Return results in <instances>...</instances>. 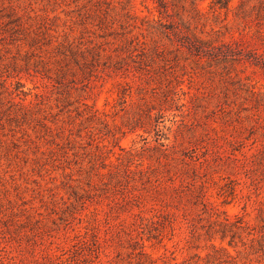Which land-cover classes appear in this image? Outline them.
<instances>
[{
    "label": "rangeland",
    "instance_id": "rangeland-1",
    "mask_svg": "<svg viewBox=\"0 0 264 264\" xmlns=\"http://www.w3.org/2000/svg\"><path fill=\"white\" fill-rule=\"evenodd\" d=\"M211 1L0 0V83L5 80L8 92L0 99L8 97L18 104L0 100V241L5 246H0L5 250H0V264H6L1 257L5 254L11 264H55L60 259V264H69L74 253L58 250L53 241L69 242L72 227L95 218L104 230L109 198L97 193L108 188L101 182L121 160L132 171L148 169L149 177L120 176L109 196L141 191L144 214L152 215L167 174L162 145H175L167 150L171 154H195L198 167L202 161L206 196L216 204L217 215L198 216L182 206L174 209L178 214L173 231L154 223L150 240L147 230L140 234L145 255L127 242L115 248V240L92 247L93 253L110 261L107 264H149V256L155 264H264V160L246 163L239 151L229 154L227 140L251 137V118L258 126L255 134H264V71L246 60L228 68L214 60L195 61L185 48L174 52L162 36L166 46L153 55L150 74L139 76L144 71L141 48H150L159 37L149 28L152 19H160L161 29L169 32L173 26L184 34L189 25L203 38L241 41L243 51L255 48L264 58V27L253 20L234 27L241 0H230L227 11L214 10ZM258 1L249 0L250 5ZM10 13L19 19L10 22ZM69 42L73 50L99 52L95 71L84 75L81 69H87L63 59ZM228 75L244 82L248 78L255 94L238 89V99L224 101L225 88L237 86V78ZM144 94L153 107L150 119L140 111L145 109ZM229 95L234 97L231 91ZM159 107L164 111L160 116ZM139 113L145 118L139 120ZM235 145L254 151L250 140L245 146ZM228 156L234 158L233 172L222 166L230 161ZM91 166L101 178L91 179L96 194L82 209L73 193L89 187ZM130 213L114 214L116 227L122 218L130 222ZM225 215L233 223L236 216L241 218L243 228L233 237L224 235L219 225ZM52 254L58 259L49 258Z\"/></svg>",
    "mask_w": 264,
    "mask_h": 264
},
{
    "label": "trees",
    "instance_id": "trees-1",
    "mask_svg": "<svg viewBox=\"0 0 264 264\" xmlns=\"http://www.w3.org/2000/svg\"><path fill=\"white\" fill-rule=\"evenodd\" d=\"M211 2V7H214V10H229L230 0H212ZM160 4L163 8H165L162 1L160 2ZM193 9L195 13L198 12L196 8L193 7ZM11 15L13 17H11L12 21L10 22H16L19 19V17L15 14ZM234 19L236 20V23L234 24L235 28H238L240 26V21L247 22L248 20H253L255 21V23H257L258 27L262 29L264 27V0H259L257 4L252 5H250L249 0H241L237 5V10L234 12ZM150 21L151 22L149 28H154L153 32L156 33L159 37L155 36V38L153 39V44L150 48H141V54L143 55L141 61L144 63V65L143 67L140 66V68H143L144 71H139L140 78L142 74H150L151 70L148 67H152L151 62L154 60L153 55H159L162 52L164 46H166L165 42H163L161 39L162 36H165L171 42L174 52H180L182 48H185L186 51L194 57L195 61L199 62L202 59H206L207 61L214 60L217 62V65L221 64L223 68H228L230 67V65L231 67H233L234 62L236 61L239 62L242 60H246L247 62H249V64L257 66L264 71V58L262 54L263 52L259 53L255 48L248 50L247 52L243 51L244 46L241 41H225L223 39L219 40L217 38H203L197 32L191 30L189 25H185L184 34L175 32L176 27L173 26L170 28L169 32L161 29L160 19H152ZM155 24L157 25L156 27L154 26ZM16 25L19 26L20 23H16ZM223 27L226 29V31L229 30L228 26L223 25ZM16 31H18V28H13L12 32ZM262 31H264V29H262ZM257 32L262 35L261 31L257 30ZM170 34L174 38L170 37ZM135 43L136 48H139V41L137 40ZM65 52L66 53L63 55L64 60L69 59L75 62L76 65H79V68L84 67L85 69H87H81V72H83L84 75H86V73L90 74L91 72L95 71L92 70V68H95V66L99 64L101 59V55L97 50L93 48L81 50L79 47L73 50L70 42L68 43V48L65 50ZM176 56L178 55L176 54ZM90 64H92V67H89ZM65 65H67V63ZM235 77L237 78V86H234L232 89L228 87L225 88L226 92H224L223 94L226 99L224 101H227L228 98H230L232 102L238 99L239 93L236 92V90L238 89H240V91L244 90L250 95L255 94L256 92V88L252 83L248 81V78H245L247 82H244L240 77H233L228 75L229 79H234ZM229 91L233 93L234 97H231L229 95ZM5 93L8 92L7 84L4 80L2 83H0V95ZM142 98L145 109H141L140 111L141 113L145 111V117L147 119H150L152 117L151 109L153 108L151 106V100L145 97V94ZM0 100L10 102L11 106L18 105L17 103L12 102L8 97L1 98ZM183 105L184 104H182L181 106ZM256 105L259 106L261 105V103H259L258 101L256 102ZM168 106L171 107L170 105ZM166 109L167 108H165L164 110ZM163 112V107H159L157 108L156 115L160 116ZM141 113H139V120L141 119V117L145 118ZM251 119L252 123L250 127L254 131V134L251 137L239 139L235 136H232L227 140L230 147L229 154H233L235 156V151H239V154L242 156V160H245L246 163L251 162L253 164H256L264 160V134H255L258 126L256 125V121L253 118ZM245 140H250L251 147H249V149L254 147V151L248 152L236 147V143L239 145L244 144L243 146H245ZM162 146L163 148L160 152V157H163L165 159L163 166L165 167L167 174L162 177V189L159 195L160 203L157 207H155L154 205L151 207L152 215L146 216L144 214V211L142 209L143 203L141 201L143 193L141 191H138L136 189H134L135 191L131 190L132 192L124 191L121 193L119 198L118 196H109L110 193H113L112 189H115V187L120 184V176L124 177L125 179H133V176L137 173V175H139L140 177H149L148 169H137V171H132L128 168L129 165H123L124 162L122 160L120 162L118 161L119 163H116L110 168L107 173V177L101 182L103 184V187L108 186V188L105 187L101 189L99 193H97V197L109 198V200H107V214L103 219L105 225L104 230L101 229L102 221H100L99 219L95 218L92 220V222H88V219H86V222H88V224L86 223L82 227L71 228L70 231L72 232V234L71 237H68L69 242L60 240L57 241L55 239L53 241L58 250H67L74 253L71 255V259H69V264H92V262L94 261H98L100 264L109 263L110 261H102L98 257L97 251L94 250L95 253H93L92 247L95 246V248L98 249L102 245H112L114 244V240L116 243V245H114L115 248H117V246L123 247V243L127 242V246H131L133 249H136L135 246L138 247L137 249H139V255H145L144 244L143 242H140V240H142L140 234L144 233V231L147 230L146 233L148 234L146 238L147 240H150L153 236L150 227H152L154 223L159 224L162 228L169 227L170 230L173 231V223L175 222L178 214V212L174 209L180 210L179 207L182 206L184 211H186V207H189V209L191 210L193 209L198 216L207 215L208 217H211L213 215H217L218 210L216 208V204L210 201L206 196V181L202 178L203 176H205L201 169L202 161H200V166L198 167V165H196L195 163L196 160H198V157L195 154H171L167 150L173 148L175 145ZM227 158H229L230 161L227 163H223L222 166L224 167L225 165L232 172L235 171L236 166L233 163L234 158H232L231 156H228ZM203 163H208V159L206 157H203ZM94 177H97L99 179L101 178L98 175L97 170L93 166H91V175H88V180L90 181L89 187L87 189H84V193H78L77 191L73 193L75 201L79 202V206H81L82 209L87 207V202H90L93 194H96L94 193L96 191V185H94L91 181V179H93ZM176 179L177 182L175 181ZM135 208H138L139 210L133 212V209ZM131 211L132 213L127 216L130 217V222H128L126 218H122L121 222L116 227V224H114L113 222L112 216L114 214L119 215V213ZM75 212L76 211H73L72 213ZM72 213L70 214L72 215ZM182 216L185 217L186 215L182 214ZM72 217L74 218V216ZM235 219V223H233L230 218L225 215L223 219L220 220L219 225L224 235L229 233L233 237L236 234V230H241L243 228V225H241V218L236 216ZM133 226L135 227L132 228ZM136 226L141 228V230H137ZM100 231L104 233L103 236L100 235ZM2 233L4 234V232ZM158 241L162 242V239H160L159 237ZM232 243V239L229 240L228 244L232 245ZM0 246L3 249L5 247L1 241ZM1 251L5 253V250ZM76 253L79 254L80 257L75 255ZM227 256L228 255L225 254V257ZM1 257L5 258L6 264H11L9 257L6 254ZM51 257H55L56 259H58L57 254L49 255V258ZM148 260L149 264H155V259H153L152 257L149 256ZM198 260L199 257L195 262H197ZM61 261L62 260L60 259L59 261L55 262V264H60ZM220 261L225 262L226 258Z\"/></svg>",
    "mask_w": 264,
    "mask_h": 264
}]
</instances>
